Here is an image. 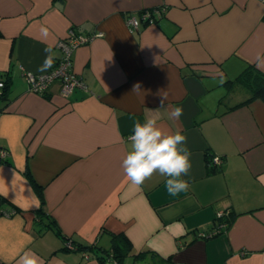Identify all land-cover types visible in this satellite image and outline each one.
Returning a JSON list of instances; mask_svg holds the SVG:
<instances>
[{"label":"crops","instance_id":"0c3cea01","mask_svg":"<svg viewBox=\"0 0 264 264\" xmlns=\"http://www.w3.org/2000/svg\"><path fill=\"white\" fill-rule=\"evenodd\" d=\"M157 6V22L129 28L126 14ZM71 28L103 32L73 52L87 88L30 91L23 70H50ZM249 66L264 72L263 0H0V208L18 210L0 215V264H103L119 233L128 264H264V100L242 103ZM154 115L187 138L177 196L167 177L137 187L121 166L134 123ZM218 211L231 219L201 236Z\"/></svg>","mask_w":264,"mask_h":264},{"label":"clouds","instance_id":"9594fccd","mask_svg":"<svg viewBox=\"0 0 264 264\" xmlns=\"http://www.w3.org/2000/svg\"><path fill=\"white\" fill-rule=\"evenodd\" d=\"M46 63H51V56ZM161 103L163 105V101ZM168 115L170 119L179 120L183 109L172 107ZM158 118L154 115L143 123L138 120L134 123L133 134L129 136L130 151L121 166L131 184L137 187L156 173L167 177L165 187L168 194L177 196L189 189L188 182L183 179L191 167L190 152L185 146L187 138L180 131H166L158 124Z\"/></svg>","mask_w":264,"mask_h":264},{"label":"built area","instance_id":"2783aa9c","mask_svg":"<svg viewBox=\"0 0 264 264\" xmlns=\"http://www.w3.org/2000/svg\"><path fill=\"white\" fill-rule=\"evenodd\" d=\"M264 1V0H263ZM165 6H157L153 8H146L141 10L140 14H126V22L129 28L133 31L138 30L142 23H153L160 19L165 11ZM102 31H96L89 34H83L77 32L75 29H69L66 37L60 39L57 42V47L60 49V56L57 58L56 63L53 67L46 72H33L31 70H23L25 80L28 85V89L32 92L43 93L45 92L49 85L55 81L60 80L62 83V94L67 95L75 87L87 88L82 76L78 75L73 69V52L75 49L96 37L102 36ZM5 72L0 70V90H2L6 85ZM7 154L6 149L0 150V156L4 157ZM222 157L220 155L212 156V162L216 165L221 164ZM18 212L17 209H2L0 208V215L2 216H12ZM226 214V211H218L216 213V219L220 221L218 228L209 233H200L201 236L211 237L226 226V222L220 220L222 216ZM67 248L77 249L76 244L72 240H67L65 242Z\"/></svg>","mask_w":264,"mask_h":264},{"label":"trees","instance_id":"16d2710c","mask_svg":"<svg viewBox=\"0 0 264 264\" xmlns=\"http://www.w3.org/2000/svg\"><path fill=\"white\" fill-rule=\"evenodd\" d=\"M141 10L138 12L140 14ZM159 20V19H158ZM157 20V21H158ZM6 76V85L3 88V92L6 91L9 85L10 77L7 71H5ZM239 82L244 84L249 91L251 92L250 96L243 101L242 103H247L253 99H262L264 100V72L256 69L255 67L249 66L239 77ZM237 79V80H238ZM1 157V156H0ZM2 158V157H1ZM212 162V156L209 158ZM215 164V163H214ZM215 166H219L218 164ZM216 168L213 167L211 171H215ZM28 177L33 181L32 177L28 174ZM34 182V181H33ZM230 212L224 214L220 220L227 221L230 220ZM65 240H72L71 238L64 236ZM73 241V240H72ZM74 242V241H73ZM66 246V244H65ZM77 249L88 248L92 250V246H81L76 244ZM67 247V246H66ZM95 248H93L94 250ZM132 249V243L129 238L125 234H113V244L112 246L106 250H101L102 254L98 256V259L103 264H124L125 259L130 255Z\"/></svg>","mask_w":264,"mask_h":264},{"label":"rangeland","instance_id":"374dc122","mask_svg":"<svg viewBox=\"0 0 264 264\" xmlns=\"http://www.w3.org/2000/svg\"><path fill=\"white\" fill-rule=\"evenodd\" d=\"M127 261H128V259H126V261L124 262V264H128V262H127Z\"/></svg>","mask_w":264,"mask_h":264}]
</instances>
